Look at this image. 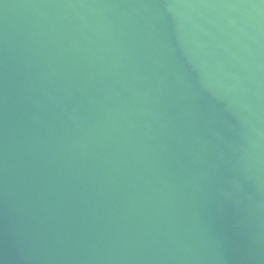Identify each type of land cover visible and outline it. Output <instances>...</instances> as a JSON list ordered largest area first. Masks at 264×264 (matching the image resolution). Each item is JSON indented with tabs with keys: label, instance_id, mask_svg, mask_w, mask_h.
I'll return each instance as SVG.
<instances>
[{
	"label": "water",
	"instance_id": "obj_1",
	"mask_svg": "<svg viewBox=\"0 0 264 264\" xmlns=\"http://www.w3.org/2000/svg\"><path fill=\"white\" fill-rule=\"evenodd\" d=\"M0 264H264V0H0Z\"/></svg>",
	"mask_w": 264,
	"mask_h": 264
}]
</instances>
